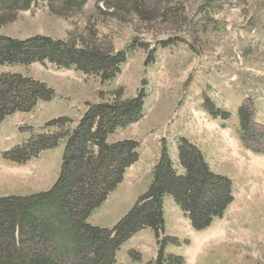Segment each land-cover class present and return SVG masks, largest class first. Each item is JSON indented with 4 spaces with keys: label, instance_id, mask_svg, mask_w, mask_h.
Segmentation results:
<instances>
[{
    "label": "rangeland",
    "instance_id": "374dc122",
    "mask_svg": "<svg viewBox=\"0 0 264 264\" xmlns=\"http://www.w3.org/2000/svg\"><path fill=\"white\" fill-rule=\"evenodd\" d=\"M170 6L154 10V20L144 22L126 10L107 13L99 3L100 10L95 0L61 15L41 2L0 25V34L12 38L49 35L127 50L126 62L109 82L48 61L1 69L43 82L54 96L0 124V196L49 190L59 173L63 142L21 163L6 159L4 151L49 134L54 129L47 127L49 120L65 116V126H73L88 104L123 102L143 90L141 118L108 137L136 140L138 160L89 221L111 228L125 215L148 188L161 148L181 171L176 144L185 137L203 151L214 172L233 182L234 201L220 220L198 231L165 197V233L179 240L166 253L181 255L183 264H264V0H172ZM242 105L250 113L245 140L238 118ZM157 243L151 229L132 235L117 252L116 264H154Z\"/></svg>",
    "mask_w": 264,
    "mask_h": 264
},
{
    "label": "trees",
    "instance_id": "16d2710c",
    "mask_svg": "<svg viewBox=\"0 0 264 264\" xmlns=\"http://www.w3.org/2000/svg\"><path fill=\"white\" fill-rule=\"evenodd\" d=\"M41 2L50 3L52 9L56 6L61 15L76 13L88 0H0V25ZM95 2L98 9L107 13L125 14L126 10L144 22L154 20V10L172 9V0ZM4 16L11 18L1 20ZM126 57V49L104 50L96 44H77L49 35L21 39L0 34V124L7 116L29 113L38 102H48L54 96L43 82L2 68L48 61L109 82L117 77ZM145 97V91L140 90L123 102L88 104L77 124L65 126L69 120L65 116L49 120L47 127H54L49 134L32 139L23 148L3 152L6 159L21 163L63 142L59 173L49 190L0 196V264H116L121 246L144 229L153 230L159 244L154 264L184 263L181 255L165 250L168 245L179 244L176 236L165 233V197L173 199L198 231L220 220L234 201L233 182L214 172L203 151L185 137H180L176 144L181 171L161 148L148 188L125 215L111 228L89 221L122 181L128 167L138 160L136 140L110 142L108 137L141 118ZM206 106L219 114V109L209 102ZM221 115L228 112L221 111ZM249 117L246 107L240 106L238 118L244 140L251 131ZM34 149L33 154L25 157Z\"/></svg>",
    "mask_w": 264,
    "mask_h": 264
}]
</instances>
